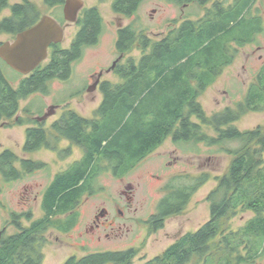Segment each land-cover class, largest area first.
I'll list each match as a JSON object with an SVG mask.
<instances>
[{"label":"trees","instance_id":"trees-1","mask_svg":"<svg viewBox=\"0 0 264 264\" xmlns=\"http://www.w3.org/2000/svg\"><path fill=\"white\" fill-rule=\"evenodd\" d=\"M144 1L114 0L113 9L133 16ZM168 1L183 6L192 0ZM64 2L46 0L49 6ZM252 5L250 0H239L236 5L226 7L221 3L218 10H211L197 20L186 18L158 39L133 23L119 29L117 50L126 55L136 48L141 56H129L119 63L115 72L120 82L102 83L103 100L94 118L86 119L70 111L54 124L59 137L81 145L83 156L59 173L48 189L45 208L50 226H62L54 216L67 214L81 197L94 192L91 184L104 169L119 177L127 175L168 138L174 143L209 145L235 141L239 143L236 148L220 147L233 160L228 171L216 178L218 184L207 197L211 219L143 264H239L264 254V128L241 130L233 125L248 112L264 110V65L249 86L245 100L235 108L226 107L210 116L200 101L224 68L234 62L239 48L256 42L264 32L262 12L257 6L253 13ZM8 6L9 0H0V34L16 36L41 18L39 9L30 0L14 3L11 14L1 18ZM78 23L81 29L71 46L53 44L48 62L24 76L17 86L5 77L0 58V122L14 118L17 125L29 124V118L18 115L22 100L37 92L48 94L53 79L68 80L85 48L99 42L104 21L97 8L88 9ZM202 125L213 126L217 135L204 132ZM54 137L43 128L29 127L24 150H36ZM19 159L11 149L0 153L3 181L13 182L22 174L15 167ZM27 162L22 159L24 167ZM210 179L209 173H202L192 185L177 184L176 179L169 182L153 217L154 225L161 228L166 218L180 214L194 192ZM240 210H252L255 215L238 230L225 228V221ZM71 216L65 221V229L74 222V215ZM22 242L16 237L6 239L0 250V264H34L25 260ZM243 245L246 255L240 254ZM136 253V248L97 252L71 256L64 264H131Z\"/></svg>","mask_w":264,"mask_h":264},{"label":"rangeland","instance_id":"rangeland-1","mask_svg":"<svg viewBox=\"0 0 264 264\" xmlns=\"http://www.w3.org/2000/svg\"><path fill=\"white\" fill-rule=\"evenodd\" d=\"M22 1L9 0V6L2 12L1 18L9 16L11 6ZM30 1L37 6L41 17L49 15L66 25L65 39L62 44L64 47H69L81 29V25L67 23L63 4L49 6L46 4V0ZM82 1L85 3V8L99 6L103 14L104 29L99 42L85 48L83 57L73 65L72 74L68 80L53 79L49 82L48 94L37 92L27 99H23L19 116L29 118L31 114H41L51 106L59 105V115L66 109H74L85 116L94 117L95 110L103 100V93L99 87L93 91L86 90L87 85L94 84L92 77L97 76L102 70L105 71L103 79L115 83L121 81L115 72L106 73L117 57L115 51L119 27L133 23L139 30H145L151 38L158 39L186 18L197 20L201 15H204L206 9L205 6L200 5H194L193 9H189L168 0H145L134 17L120 16L119 18L113 11L109 0H102L104 3L101 5H99L100 0ZM257 6L264 17V2H258ZM14 38L15 36L12 34L2 33L0 34V44ZM135 49L125 57L139 58L141 52ZM263 65L264 32L258 36L256 42L239 48L234 62L225 67L216 82L201 95L200 101L207 114L212 116L223 111L226 107L235 108L239 102H243L249 86L255 81ZM1 66L5 77L17 86L24 75L4 61L1 62ZM53 119L55 117L51 120ZM193 119L198 121L196 117ZM47 123L49 124V122ZM233 125L241 130L255 129L260 126L264 128V110L248 112ZM202 126L204 132L213 136L217 135L213 126ZM26 129L27 126L17 125L14 118L0 122V153L11 149L20 158L28 156L22 150L26 140ZM57 141L59 142L58 152L43 149L39 153H34L36 156L39 155L41 160L49 163L51 169L47 172L13 182H5L0 176V185L3 188L1 199L8 205L9 210L22 211L19 201L21 197L25 196V186L34 182L42 183V187H44L53 179L57 171L66 170L72 163L82 158V147L72 144L64 137H59ZM223 146L236 148L239 143L235 141H226L219 145H209L204 142L199 144L196 142L174 143L171 138H168L157 150L122 178L115 175L113 171L104 169L91 184L94 192L86 193L82 198L81 205L77 208V224L65 233L52 228L55 226H50L47 235L50 244L45 248L44 264H64L71 256L83 257L91 253L122 251L130 248L137 249L131 264H143L145 261L161 255L182 235L197 231L211 219V203L207 197L218 184L216 178L228 171L233 160L230 154L220 150V147ZM152 173L159 175V178L153 177ZM202 173H209L211 179L194 192L180 214L165 219L163 228L154 230L135 219L130 220L132 230L122 233L121 238H113V236L106 238L104 234L86 233L95 214L100 212L103 207L116 208L115 205L118 204L119 208L126 204L127 201L122 195V191L127 188L128 184H131L135 190L130 212L133 213L134 208L137 207V218L147 219L151 213L156 212L159 201L167 193L164 186L172 181V177L176 179L177 184L192 185ZM40 213L38 212L34 219L41 217ZM254 215L252 210H240L229 221H225V228L238 230ZM66 216L68 217V214ZM11 220V214L5 208H0V229L4 225H9ZM108 232L111 231L108 230ZM58 236L62 240H59ZM98 236H101L102 239L98 240ZM240 251L242 255L247 253L244 245ZM237 255L233 257V260ZM239 264H264V254L253 261H244Z\"/></svg>","mask_w":264,"mask_h":264},{"label":"flooded vegetation","instance_id":"flooded-vegetation-1","mask_svg":"<svg viewBox=\"0 0 264 264\" xmlns=\"http://www.w3.org/2000/svg\"><path fill=\"white\" fill-rule=\"evenodd\" d=\"M238 1L239 0H205L202 3L201 2L199 3V1L197 2L196 0H192L191 2L185 3L183 6H186L189 9H193L194 5L205 6L206 7L205 13H204V15H201L198 18V19H200L202 17H205L207 14H209V12L211 10H213V11L218 10L221 3L224 4L226 7V6H230V5H236ZM109 2H111V6L113 9L114 0H109ZM103 3H104V1L100 0L99 5H101ZM250 3H253V5L251 7V11L253 13H256L257 1L256 0H250ZM64 4H65V2H64ZM90 8H97L102 19H103V21H104L103 14L100 11L99 6H93V7L85 8V3H84V7L79 12V20L85 15V12ZM63 11H64V7H63ZM113 11H114V9H113ZM115 13L117 14V16H119V18H120V16L134 17V15H135L134 14L133 16H126V15H123L121 13H117V12H115ZM191 19H193V18H191ZM79 20L75 23H78ZM68 24H70V23H68ZM63 26L65 27L66 25H63ZM120 28H122V27L118 28L116 41H118V38H119V29ZM61 44H62V42H61ZM71 44H72V42H71ZM71 44H70V46H71ZM116 45H117V42H116ZM69 47H64V48H69ZM50 48H49V53H50ZM115 52L117 54V57L112 62V65L110 66V68H108L106 70V73H110V72L114 73L116 71L119 63H122L124 60H126L125 54L123 52L118 51L117 46H116ZM49 57H50V55H49ZM115 62H116V64H114ZM101 73H102V76L100 78V82L97 85V87H99V89H101L102 83L107 81L106 79H103V75L105 74V71L101 70L97 74V76L94 75L92 77V79H94V83H95L97 81V79L99 78V75ZM115 74H116V72H115ZM89 86L90 85H87V87H86L87 91L89 89ZM55 107L56 108L54 110V113L52 115H50L49 117L43 119V120H41L40 118L43 117L47 112H49L50 108L41 114H31L29 116V119L31 122L29 124L24 125V126H27V129L29 127L43 128V129L47 130V132L49 134H51V136H55L54 138H56V139H53L49 142L43 143L40 147H37L36 150H33L31 152H27L24 150V146H25V143L27 140V129H26V140H25L24 145L22 146V148H23L22 150H23L24 154H27L28 156L20 158L15 163V167L22 171V174L19 176L17 181L22 180L25 177L28 178L30 176L31 177L35 176L38 173H43V172L45 173L49 169H51L48 162L41 160L40 157H38L39 155L36 156V155H34V153H36V152L39 153V151H41L43 149L52 150V151L56 150L58 152L59 142L57 140L59 138V135L54 130V124L57 123L58 121H61V119L65 116L66 113L73 111V112L77 113L79 116L84 117L86 119L94 118V117L85 116V115L81 114L80 112H78L77 110H74V109H66L59 115V112H58L59 105L58 106L55 105ZM94 116H95V113H94ZM54 117H55V119L51 120ZM47 122H49V124ZM64 139L70 141L74 145H78L79 147H81L80 144L73 142L72 140H70L68 138L64 137ZM53 148H56V149H53ZM22 159L28 160L26 167L23 166ZM63 171H65V169ZM63 171H57L56 174L54 175L53 179L46 186L44 185V187H42V185H43L42 183L37 184L34 182L25 186V189H26L25 196H23V198L21 197V200L19 201V204H21L20 206L22 208L21 209L22 211L13 210V209L9 210L8 209V205H6L4 200L2 201V199H1L3 188L0 185V208H2V209L5 208V210L11 214V219H12L9 222L10 223L9 225H7V226L4 225L0 229V250L3 247L6 239H11V238L13 239L14 237H16L17 239L20 238L22 241L24 240V242H25V243L22 242L24 244V246L22 244V248H24L23 251H24V253L26 252L25 260L26 261L27 260L33 261L34 264H44V261H45L44 259L46 257L45 248L50 244L49 243V236H47V235H48V232L51 228L50 224L47 220L49 213H48L47 209L45 208V197H46L48 189H49L51 183L53 182V180L55 179V177ZM151 175L153 177L155 176V177L159 178V175H156L153 173ZM173 179H175V178L172 177L171 180H173ZM41 187H42V189H41ZM134 191L135 190H134L133 186L131 184H128L127 188L122 191V195L125 196V199L127 201L126 204L123 207H119V208L117 207L118 204L115 205L116 208H114L112 206L103 207L100 210V212L95 214L94 220H93L92 224L90 225V227L87 229L86 233L90 232L91 234L93 233L96 235L98 233H100V234H104V236L106 238H109L112 236H113V238H117V237L121 238V236L123 235L122 233H124L125 231L128 232V231L132 230V224L130 223V220H135V219H137V221L140 220L144 224H147V227H150V228L152 227L154 230H159L160 228H157L153 222V217L158 213V208H157L156 212L151 213V215L147 219L137 218V216H136V213L138 210L137 207L134 208L133 213L130 212V210L132 208L133 199H134ZM82 198L83 197H81L79 199L78 204L74 207V209L68 211V213H67L68 217H72L71 215H74V218H73L74 222L72 223V225L68 229H65L66 228L65 221L67 220L68 217L66 216L67 214L62 213V214H57L55 216L51 215V216H54V219L58 220L60 222V224L62 225V226L52 227V228L57 229L58 231L65 233L66 231H69L73 226H75L77 224V219H78V214H76V211H77V208L82 203ZM163 198L164 197H162L161 200ZM161 200L159 201V204H160ZM159 204H158V207H159ZM38 212H41L40 213L41 217L34 219L35 216H37ZM65 217H67V218L65 219ZM45 219L47 221H43ZM38 221H41L42 223L41 224L36 223ZM164 225H165V222H164ZM164 225H163V227H164ZM163 227H161V228H163ZM108 230L111 232H108ZM145 230H147V228H145ZM105 232H107V233H105ZM129 234H127V235H129ZM58 239L60 240L61 238L58 236ZM97 239L100 240L102 238H101V236H98Z\"/></svg>","mask_w":264,"mask_h":264},{"label":"water","instance_id":"water-1","mask_svg":"<svg viewBox=\"0 0 264 264\" xmlns=\"http://www.w3.org/2000/svg\"><path fill=\"white\" fill-rule=\"evenodd\" d=\"M83 7L82 0H65L64 16L67 23L77 22ZM64 38L65 27L52 16L44 15L36 24L19 32L13 40L2 42L0 58L17 72L29 75L48 59L49 48L53 44L63 42ZM101 76L102 73L97 81L89 86L88 91L96 89ZM55 108L51 106L50 111L40 119L43 120L52 115Z\"/></svg>","mask_w":264,"mask_h":264}]
</instances>
